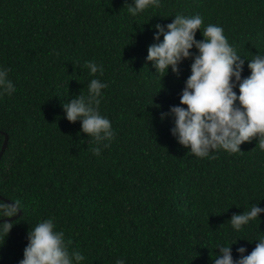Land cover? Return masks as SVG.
Instances as JSON below:
<instances>
[{
  "label": "trees",
  "instance_id": "obj_1",
  "mask_svg": "<svg viewBox=\"0 0 264 264\" xmlns=\"http://www.w3.org/2000/svg\"><path fill=\"white\" fill-rule=\"evenodd\" d=\"M134 0H0V264H19L32 228L51 219L79 264H214L219 248L250 254L264 239V212L236 230L233 214L264 208V150L259 137L229 153L197 157L173 136L172 106L191 75V58L163 77L148 61L155 25L176 15L223 28L248 63L264 56V0H159L133 16ZM87 61L103 65L94 76ZM98 79V112L113 137L99 145L63 108ZM235 82V77H233ZM239 95V86L234 88ZM239 105V101L236 102ZM5 134H4V133ZM107 145V146H105ZM100 147V155L92 149ZM68 241H71L68 244ZM73 264L76 261L73 260Z\"/></svg>",
  "mask_w": 264,
  "mask_h": 264
},
{
  "label": "clouds",
  "instance_id": "obj_2",
  "mask_svg": "<svg viewBox=\"0 0 264 264\" xmlns=\"http://www.w3.org/2000/svg\"><path fill=\"white\" fill-rule=\"evenodd\" d=\"M149 6L159 7V0H134V6H129L128 11L135 16ZM202 24L203 18L199 15H176L174 21L167 25V31L163 25H155L158 31L154 37L160 41L163 35V41L149 46L146 59L153 62L156 72L163 77L170 66L179 75L180 63L193 57L190 51L193 47L198 49L180 98L181 104L187 108L172 106L170 113H162V119L167 115L174 116L173 136L197 157H205L210 150L218 148L229 153L240 152L244 142L256 137H259V148L264 150V56L258 54L250 60L251 74L242 79L245 60L230 46L223 28L209 24L202 29L204 39L197 40L196 33ZM84 66L93 76L97 72L101 76L104 73L103 65L94 61H87ZM237 84L239 95L234 91ZM87 87V96L80 94L64 103L63 108L67 119L73 123L82 121V132L93 137L99 145L113 137L109 119L97 110L101 90L107 85L92 79ZM0 89L8 95L15 91L7 69L0 71ZM92 152L99 156L101 149L97 146ZM262 212L264 208L253 205L249 211L233 214L231 224L240 230L242 225L256 219ZM28 240L24 258L19 264H73V260L79 264L84 260L78 251L69 254L64 234L54 231L51 219L32 228ZM218 248L219 255L213 259L214 264H264V239L259 240L250 254L244 255L245 247L238 248L239 260L233 259L231 246ZM116 264H125V261L118 259Z\"/></svg>",
  "mask_w": 264,
  "mask_h": 264
},
{
  "label": "water",
  "instance_id": "obj_3",
  "mask_svg": "<svg viewBox=\"0 0 264 264\" xmlns=\"http://www.w3.org/2000/svg\"><path fill=\"white\" fill-rule=\"evenodd\" d=\"M3 133H4V132H3ZM4 134H5V133H4ZM7 142H8V135L5 134L4 143H3L2 148H1V151H0V159H1L2 154H3V152H4V150H5L6 146H7ZM0 198L6 200L8 203H10L11 205H13V206L16 207V204H15L14 202L7 200L6 198H4V197L1 196V195H0ZM20 214H21V211L18 210V212H17L14 216H11V217H5V218H0V222H2V221H11L12 219L17 218L18 216H20Z\"/></svg>",
  "mask_w": 264,
  "mask_h": 264
}]
</instances>
